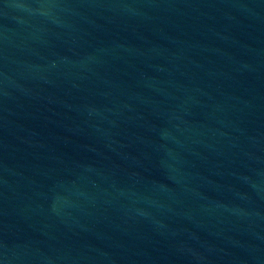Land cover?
I'll return each instance as SVG.
<instances>
[{"label":"water","instance_id":"95a60500","mask_svg":"<svg viewBox=\"0 0 264 264\" xmlns=\"http://www.w3.org/2000/svg\"><path fill=\"white\" fill-rule=\"evenodd\" d=\"M0 264H264V0H0Z\"/></svg>","mask_w":264,"mask_h":264}]
</instances>
